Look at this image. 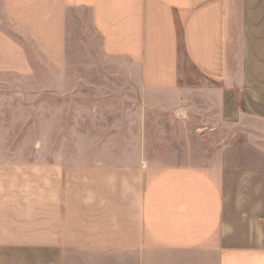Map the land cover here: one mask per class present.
<instances>
[{"label": "crops", "instance_id": "crops-1", "mask_svg": "<svg viewBox=\"0 0 264 264\" xmlns=\"http://www.w3.org/2000/svg\"><path fill=\"white\" fill-rule=\"evenodd\" d=\"M75 10L139 89L134 116L180 89L183 47L215 116L257 123L205 167L154 164L141 140L49 161L40 182L0 166V264H264V0H0V73L64 67Z\"/></svg>", "mask_w": 264, "mask_h": 264}, {"label": "rangeland", "instance_id": "rangeland-1", "mask_svg": "<svg viewBox=\"0 0 264 264\" xmlns=\"http://www.w3.org/2000/svg\"><path fill=\"white\" fill-rule=\"evenodd\" d=\"M82 14L71 13L64 67L44 62L30 75L0 73L4 169L21 166L23 178L40 182L48 178L49 161L127 156L138 151L132 141L139 140L145 142V156L154 164L205 167L217 160L221 143L243 128L241 124L257 123L247 119L230 124L215 116L205 91L214 83L191 64L183 47L180 89L157 93L146 115L134 116L139 89L127 82L126 69L117 65V59L102 51L100 38L85 34L88 21L81 19ZM225 102L228 118L233 117L234 99Z\"/></svg>", "mask_w": 264, "mask_h": 264}]
</instances>
